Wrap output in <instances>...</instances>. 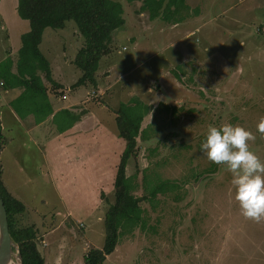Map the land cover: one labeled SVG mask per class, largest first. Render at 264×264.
Wrapping results in <instances>:
<instances>
[{
  "label": "rangeland",
  "instance_id": "1",
  "mask_svg": "<svg viewBox=\"0 0 264 264\" xmlns=\"http://www.w3.org/2000/svg\"><path fill=\"white\" fill-rule=\"evenodd\" d=\"M114 1L123 5L126 24L113 33L108 56L123 64L107 80L109 74L101 71L102 82L109 81L107 92L85 87L88 101L79 108L94 112L107 126L87 137L92 154L88 165L84 162L71 169L64 159L53 162L49 154L45 156L41 129L30 133L35 146L18 145L25 139L17 136L23 131L18 128L7 144L0 116L2 178L9 192L27 207L17 217L18 224L36 227L45 264H83L90 249L103 248L105 214L115 202L117 167L125 148L124 140L117 142L105 133L118 132L116 111L126 100H135L148 108L142 128L150 135L145 141L137 139L138 157L127 163L126 174L137 176L135 195L147 196L145 175L152 184L166 180L176 182L178 188L141 203L145 229L122 236L104 264H264V219L253 221L240 214L232 198L231 174L223 165L210 162L200 149L209 125L238 124L253 134L249 148L264 161V138L256 131L264 115V32L244 24L251 31L242 46L232 40L203 48L192 25L182 24L171 35H158L156 29L146 32L137 26L131 3ZM223 27H217L221 36L237 28L233 23ZM185 33L193 34L183 38ZM131 40H138L139 47ZM51 44L53 51L56 40ZM52 63L62 71L57 59Z\"/></svg>",
  "mask_w": 264,
  "mask_h": 264
},
{
  "label": "trees",
  "instance_id": "2",
  "mask_svg": "<svg viewBox=\"0 0 264 264\" xmlns=\"http://www.w3.org/2000/svg\"><path fill=\"white\" fill-rule=\"evenodd\" d=\"M133 2L137 0H126ZM143 8L149 11L150 19L154 20L168 13H179L182 0H139ZM174 7L175 10H171ZM17 12L22 20L29 23V31L21 38V48L17 62V73L11 72V61L0 64V81L4 89L23 87L21 96L11 103L14 111L23 117L22 106L34 105L41 107L34 112L37 122L41 121L42 105L38 100L47 94V89L38 74L42 71L46 79L54 84L51 78L50 65L40 50L44 32L47 29L63 30L74 22V27L81 36L83 44L73 59V64L80 72L79 79L72 88L92 86L97 87L96 73L103 57L112 52L113 33L125 25L123 5L114 0H18ZM56 89H60L55 84ZM134 101V102H133ZM138 101L122 103L116 111L117 135L124 140L125 148L121 154L115 178V202L105 214L106 237L102 249H90L84 256L83 264H104L106 257L114 253L122 236L132 234L136 229H145V211L141 206L143 201H152L158 195H165L170 190L178 188L176 182L161 181L153 184L144 176V186L147 196L139 198L136 175L128 176L126 167L128 160L137 158L139 153L137 139H149L148 130L142 128L148 108L140 107ZM145 111V112H143ZM51 112V109L48 113ZM67 112V111H66ZM48 113L44 115L46 118ZM64 127L59 125L60 132L69 129L79 116L67 112ZM0 193L8 214L9 232L12 240L18 246L23 264H45L43 255L37 245L36 227L18 224L17 217L23 215L27 207L15 198L5 187L0 169Z\"/></svg>",
  "mask_w": 264,
  "mask_h": 264
},
{
  "label": "crops",
  "instance_id": "3",
  "mask_svg": "<svg viewBox=\"0 0 264 264\" xmlns=\"http://www.w3.org/2000/svg\"><path fill=\"white\" fill-rule=\"evenodd\" d=\"M129 3H131L134 20L139 28H144L146 32L149 30H157L159 33L158 35H165L166 33L171 35L175 33L182 24L187 26L192 25L195 28L193 32H195L197 36L196 41L200 43L203 48L214 46L216 42L219 41H223V43H225L224 45H226L227 41L232 42V40L237 41L238 44L240 42L239 46L236 44L238 47L242 46L248 35L247 33L251 31L245 29L244 24H247V26L251 24L253 27L259 26V29H261L259 30V34L264 32V0H182V3L179 4V13H168V15L165 16L162 12L161 16L154 20L150 19L149 11L143 8L142 1L137 0ZM17 7L18 0H0V64L10 60L11 72L13 74L17 73V62L22 45L21 38L30 29L29 25L24 23L25 20L23 21L18 18ZM171 10H175L174 7H172ZM226 23H233L237 28L231 29L221 36V32L217 31L218 24H221L223 27ZM168 29L172 30L169 31ZM183 29V31H188V28ZM223 29V31H225V27H223ZM202 32H204V35H200ZM190 34L193 33H185L183 38H188ZM243 34H245V36H243ZM147 37H149V34L145 35V38ZM55 40L57 47L52 51L51 42ZM131 41L134 42L135 46L139 47L140 43L138 40ZM82 44V38L74 26H68L63 30L47 29L44 32L40 50L49 62L51 78L54 84L46 79L44 72L38 71L44 87L47 89L46 97L40 96V98H38L40 103H43L42 116L39 117L41 121L37 122V116L33 112L38 106L27 104L25 106V111H23V117L19 116L12 108L11 103L21 96L24 92L23 87H15L12 89L3 88L2 100L0 102V105H5L4 107H0V116H3L5 122V130L7 131L6 137H8L7 144H10L11 141L14 140L11 134L14 133L15 128H18L23 129V131L18 133L17 136L19 138H25L23 141H19L18 145L32 143L35 146L37 145L36 140H34V137L31 136L30 133L41 129L44 134L45 156L49 154L53 162L55 159H58V157L59 159H64L67 164L70 163L71 169H76L75 166L77 164L84 162L85 167L88 165L91 153L88 148L89 144L87 145V137L89 135H98L100 130H107L106 123L102 121L97 114L92 111H87L88 109L79 108L88 101V92H86V88L83 86L72 88L80 77V72L75 68L73 59L78 49L82 47ZM175 44L176 42L170 45V47ZM232 46L234 47L233 44L231 47ZM155 48L156 50H160V48H157V45ZM56 59L60 62L59 68H61L62 71H57V67H54L52 60ZM122 64L123 61L116 62L115 59L110 56H105L101 59L99 69L96 73L97 89L100 93L107 92L109 89V81H107V83L106 81L102 82L100 78L101 71L102 75L105 73L107 75L109 74L106 77L107 80L112 74H117V65L120 66ZM104 66L107 67L102 70ZM61 77L63 79H60ZM137 80L138 78L135 77V81ZM55 84L60 86L59 90L56 89L57 87ZM103 86L105 89L102 88ZM130 93L132 96L136 95L134 91H130ZM127 101L128 100L124 103ZM38 108L40 109L41 107ZM50 109L51 112L48 113ZM66 111L80 118L74 122L69 129L60 132L58 130V123L59 125L61 124L62 127L68 124V121L65 120V118H67L66 115H68ZM46 113H48V116L45 118L44 115ZM89 120L92 122H89ZM89 127L92 129L90 130ZM111 136V139L115 138L117 142L121 139L118 137L117 133L107 132V136L105 133V137L110 138ZM98 139L99 136L94 138L95 141H98ZM4 150L5 147L2 149L1 154ZM98 167L97 164V169ZM52 168L54 170L56 169L53 165ZM0 169L3 176L5 174V169L1 165ZM3 183L5 185L4 181ZM5 187L7 188L6 185Z\"/></svg>",
  "mask_w": 264,
  "mask_h": 264
},
{
  "label": "clouds",
  "instance_id": "4",
  "mask_svg": "<svg viewBox=\"0 0 264 264\" xmlns=\"http://www.w3.org/2000/svg\"><path fill=\"white\" fill-rule=\"evenodd\" d=\"M256 131L264 138V115L256 123ZM253 139V134L238 124L209 125L200 149L210 162L223 165L231 174L232 198L240 214L260 221L264 219V161L250 150Z\"/></svg>",
  "mask_w": 264,
  "mask_h": 264
},
{
  "label": "water",
  "instance_id": "5",
  "mask_svg": "<svg viewBox=\"0 0 264 264\" xmlns=\"http://www.w3.org/2000/svg\"><path fill=\"white\" fill-rule=\"evenodd\" d=\"M12 260L23 264L19 248L9 232L8 214L0 193V264H10Z\"/></svg>",
  "mask_w": 264,
  "mask_h": 264
},
{
  "label": "built area",
  "instance_id": "6",
  "mask_svg": "<svg viewBox=\"0 0 264 264\" xmlns=\"http://www.w3.org/2000/svg\"><path fill=\"white\" fill-rule=\"evenodd\" d=\"M3 82L0 81V102L2 100Z\"/></svg>",
  "mask_w": 264,
  "mask_h": 264
},
{
  "label": "bare ground",
  "instance_id": "7",
  "mask_svg": "<svg viewBox=\"0 0 264 264\" xmlns=\"http://www.w3.org/2000/svg\"><path fill=\"white\" fill-rule=\"evenodd\" d=\"M12 261H14L13 264H16L17 263V262L15 263V260H12ZM10 264H12V263L10 262Z\"/></svg>",
  "mask_w": 264,
  "mask_h": 264
}]
</instances>
